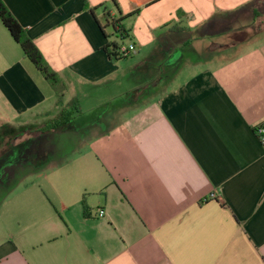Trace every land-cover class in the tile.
<instances>
[{
	"label": "crops",
	"instance_id": "1",
	"mask_svg": "<svg viewBox=\"0 0 264 264\" xmlns=\"http://www.w3.org/2000/svg\"><path fill=\"white\" fill-rule=\"evenodd\" d=\"M3 1L67 90L60 102L0 19V116L27 117V133L78 105L92 124L66 127L94 172L7 191L0 264H264L260 0ZM111 23L133 62L109 59ZM123 68L130 88L87 112L74 101L122 85Z\"/></svg>",
	"mask_w": 264,
	"mask_h": 264
},
{
	"label": "rangeland",
	"instance_id": "2",
	"mask_svg": "<svg viewBox=\"0 0 264 264\" xmlns=\"http://www.w3.org/2000/svg\"><path fill=\"white\" fill-rule=\"evenodd\" d=\"M257 5L259 13H264V0H260ZM243 21H237L236 27L242 25ZM264 24V19L259 22V25ZM108 42L116 41L120 44L128 45L131 43L130 37L122 38L116 35L112 23L107 25ZM262 39V38H260ZM179 54H174L177 58ZM136 55L120 59L122 62H133L136 60ZM186 72V71H185ZM185 72L182 73L184 76ZM137 76L123 68V84L120 86H112L107 90H101L99 87L87 88L77 87V92L74 96L75 100L80 101L85 112L97 104L106 102L102 100L106 95L118 93L119 89L131 87ZM63 102V101H60ZM118 101H115L116 103ZM28 119L27 117H19L16 115L0 116V160H3L4 165H0V178L6 176V183L11 187V190L33 186L35 188L43 187L48 189L47 181H44L42 175H48L49 179L55 184L66 185L67 189L78 188V180L89 172H94L93 167L88 162V156H84V133H74L68 131V127H63L53 133L40 136L38 130H28L25 133L22 125ZM46 118H37L36 123L45 121ZM94 119V118H92ZM92 119L84 116H78L76 122L80 125L87 121L92 124ZM97 120V119H96ZM76 123V124H77ZM31 137H28V136ZM33 136H36L33 137ZM83 146V147H82ZM6 160V162H5ZM18 163V164H16ZM1 164V163H0ZM6 167V168H5ZM92 171H90V169ZM39 178H38V177ZM64 176L63 182L59 179ZM72 176V177H71ZM8 186V185H7ZM1 201V200H0ZM4 201L0 203V214L3 212ZM6 206V205H4Z\"/></svg>",
	"mask_w": 264,
	"mask_h": 264
},
{
	"label": "trees",
	"instance_id": "3",
	"mask_svg": "<svg viewBox=\"0 0 264 264\" xmlns=\"http://www.w3.org/2000/svg\"><path fill=\"white\" fill-rule=\"evenodd\" d=\"M0 19L6 26V28L10 31L15 41L19 43L26 57L34 64V66L38 69V71L42 74V76L46 79L48 84L54 90V92L58 96V99L60 101H63L65 99V92L67 90L66 82L60 77V75L56 71H54L49 66L42 52L34 44L32 39L28 36L26 29L17 21V19L14 17V15L9 10L8 6L3 0H0ZM115 23H117V21L113 22V24ZM117 31L119 32L120 37H128V31L123 26L121 28L120 25V27L117 28ZM118 48L119 44L116 41H111L106 46L108 57L112 62L126 58L119 54ZM176 71L177 69L172 71L171 77L175 74ZM78 114H81V108L78 105L65 107L62 109V111L57 117L41 126L38 131L40 133L45 134L61 129L71 123L77 117ZM3 162V160H0V165H4ZM6 181H8L6 176L0 178V191H3L0 194V200L4 199L7 191H10L14 187V185L10 187L9 184L6 183Z\"/></svg>",
	"mask_w": 264,
	"mask_h": 264
},
{
	"label": "built area",
	"instance_id": "4",
	"mask_svg": "<svg viewBox=\"0 0 264 264\" xmlns=\"http://www.w3.org/2000/svg\"><path fill=\"white\" fill-rule=\"evenodd\" d=\"M118 52H119V54H121V56L129 57V56L135 55L138 52V49H137V46L134 43H129L128 45L121 44V45H119ZM256 132H257L261 142L264 143V127L263 126H259L256 129ZM210 196L211 197H216V194L215 193H211ZM99 215L103 216L104 215V211L101 210Z\"/></svg>",
	"mask_w": 264,
	"mask_h": 264
}]
</instances>
